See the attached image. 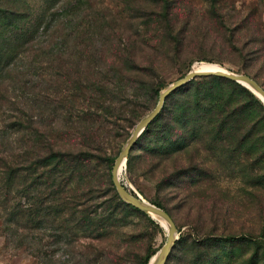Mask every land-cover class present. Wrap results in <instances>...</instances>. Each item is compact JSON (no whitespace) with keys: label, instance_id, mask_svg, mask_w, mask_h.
<instances>
[{"label":"rangeland","instance_id":"1","mask_svg":"<svg viewBox=\"0 0 264 264\" xmlns=\"http://www.w3.org/2000/svg\"><path fill=\"white\" fill-rule=\"evenodd\" d=\"M24 1L32 17H36L46 0ZM52 8L57 13L58 27L50 35H54V42L61 43L59 46L67 43L70 47L66 55H58L54 62L55 68L57 64L63 67L55 70L61 79L56 86L58 89H54L56 96L51 98L63 99L64 105L70 97L80 96L75 90L65 91L71 83L75 86L78 82L76 88H79L86 80L93 82L117 75L130 77L131 94L139 87L138 83L164 90L185 76L196 63L218 65L229 72L246 75L264 90V0H57ZM73 11L78 12L77 16L72 14ZM78 26H81L80 30ZM77 28L83 35L80 39L73 36L62 41L63 31ZM48 38L52 39L48 35L45 44L50 41ZM128 57L137 71H126L122 67L119 59ZM42 66L46 68L45 64ZM40 72L38 87L30 90L26 99L51 93L45 81L58 74L55 72L50 78L46 70ZM34 73L30 72L32 76ZM199 83L191 84L192 92L201 86ZM183 96L176 94L170 106L176 107L175 102ZM139 97L137 117L130 123L104 114L99 106L90 108L87 102L79 99L72 102L73 111L66 114L62 109L53 110L51 119L47 117L48 105L26 111L37 126L45 129L48 139L64 149H75L73 143H79V134L70 129L71 125L78 122L76 115L81 109L89 108L94 127L104 128L97 137L108 161L98 163L99 167H95V162L91 163L90 174L77 187L105 190L109 161L113 168V161L135 125L157 105L155 95L147 97L141 92ZM107 105L106 101L104 106ZM117 106L113 104L110 112ZM80 124L85 126L87 123ZM8 134L7 140L0 138V155L7 151L15 157L21 153V140L18 133L9 131ZM157 142L156 136L143 137L130 155V165L126 161L119 179L132 195L159 205L158 208L166 211L174 221L177 241L167 257L168 264H203L195 245L200 235L246 237L264 246L261 229L264 225V192L246 186L230 158L205 152L198 156L195 147L162 158L154 156L153 148ZM16 195L14 190L11 191L10 197ZM105 199L94 202L98 206L95 204L93 210L99 215L110 212L109 206L103 204ZM139 212L119 213L113 223L108 222L103 230L93 232L95 241L92 243L105 250L96 252L97 257H102L98 263L104 264L103 261L111 259L121 264H148L161 250L167 238L165 227L159 219ZM2 217L0 208V264H59L70 260L64 247L51 245L49 231L15 232L11 228L8 233L4 231ZM110 224L113 226H108ZM24 235L29 240H22L21 244L18 238ZM88 242L81 240L82 244ZM253 249L251 244L239 246L231 261L227 252L220 264H247Z\"/></svg>","mask_w":264,"mask_h":264},{"label":"trees","instance_id":"2","mask_svg":"<svg viewBox=\"0 0 264 264\" xmlns=\"http://www.w3.org/2000/svg\"><path fill=\"white\" fill-rule=\"evenodd\" d=\"M55 1L46 0L39 15L32 17L24 0H0V138L7 140L9 131H13L19 134L21 140V153L17 156L8 155L7 151L0 155L2 224L8 233L11 228L15 232L49 231L51 245L64 247L70 256V260L59 264H103L98 263L102 257H97L96 252L105 250L94 246L93 232L103 230L108 222L113 223V218L119 213H140L122 202L117 195L110 174L111 161L105 190L95 187L81 190L77 187L90 174L91 163L95 162V167H99L98 163L108 161L103 144L97 137L104 128L100 129L98 125L94 127L89 108L81 109L76 115L78 122H74L70 128L79 134V143H73L75 149H64L48 139L45 129L43 131L37 126L33 117L27 113L31 109L38 110L48 105L47 117L51 119L53 110L62 109L66 114L73 111L72 102L79 99L87 102L90 108L99 106L104 114L130 123L137 117L140 93L145 92L147 97L155 95L158 99L162 88L138 83L139 87L131 94L128 83L130 77L116 75L108 79H94L93 82L86 80L79 88H76L78 82L75 86L71 83L65 91L75 90L80 96L70 97L66 105L63 99L59 101L51 98L56 96L54 89H58L56 86L61 79L55 70L63 67L57 64L55 68V59L58 55H66L70 49L67 43L59 46L61 43L54 42V35H50L58 27L55 19L57 13L52 8ZM74 11L72 14L77 16L78 12L75 14ZM167 15L164 17L167 18ZM78 28L80 30L81 26ZM78 28L70 32L63 31V35H60L62 41L66 42L73 36H77L76 40L80 39L83 35ZM48 35L52 39L48 38L50 41L45 44ZM119 60L126 71H137L129 57ZM42 64L46 68L43 69ZM43 70H46L50 78L55 72L58 74L45 81L51 93L41 98L35 96L34 99H26L30 90L38 87L40 71ZM32 71L35 72L33 76L30 74ZM118 77L121 79L118 80ZM195 81L200 82L201 86L192 92L189 87ZM178 93L184 96L175 102L176 107L170 106V101ZM106 101L108 105L104 106ZM113 104L118 106L114 112H110ZM80 123L87 124L81 126ZM145 136L158 137L153 148L154 156L169 158L195 147L198 156L200 152H205L219 153L220 158H230L239 170L242 182L254 191L264 192V105L238 83L209 76L192 80L173 92L166 99L160 114L130 151L128 165L132 151ZM13 190L18 196L10 197ZM103 198H106L103 204L109 206L110 212L99 215L93 210L97 205L94 202ZM261 229L264 240V225ZM82 239L89 242L82 244ZM22 240L29 238L25 235L18 238L21 244ZM252 241L246 237L207 234L200 235L195 245L203 264H220L223 254L227 252L231 261L234 250L245 244L254 247L247 264L264 263V246L257 240L254 243ZM260 255L263 257L260 258ZM103 262L121 264L111 259Z\"/></svg>","mask_w":264,"mask_h":264},{"label":"water","instance_id":"3","mask_svg":"<svg viewBox=\"0 0 264 264\" xmlns=\"http://www.w3.org/2000/svg\"><path fill=\"white\" fill-rule=\"evenodd\" d=\"M216 76L219 78H224L229 81L238 83L243 87L247 88L251 93H253L264 105V90L262 87L253 79L246 75L236 74L229 72L228 70H219V71H208V72H195L190 70L183 78L177 80L176 82L170 84L164 90L159 93V98L155 108L144 118H142L133 128L130 138L120 151L117 156L115 163L111 171V179L113 186L117 192L119 198L126 204L131 205L135 209L149 215L150 217L157 216L164 220L169 229L167 231L166 242L161 248V250L149 261L148 264H165L167 257L172 250L174 243L177 241L176 238V226L171 217L164 210L152 205L151 203L143 200L140 196L132 195L124 186L119 179V175L122 172L119 171L121 165L125 167L127 158L130 151L136 144L139 137L144 133L146 128L154 121V119L162 111L163 105L166 99L176 90L188 84L192 80L202 77Z\"/></svg>","mask_w":264,"mask_h":264},{"label":"bare ground","instance_id":"4","mask_svg":"<svg viewBox=\"0 0 264 264\" xmlns=\"http://www.w3.org/2000/svg\"><path fill=\"white\" fill-rule=\"evenodd\" d=\"M191 70L195 71V72H208V71L215 72V71L226 70V69H223L222 67H220L218 65H211V64H206V63H196L193 65ZM123 168H124V166L121 165L119 168V171L120 170L122 171ZM153 217L157 218V220L159 219L161 224L165 227L166 231H168L169 226L164 220H162L161 218H159L157 216H153Z\"/></svg>","mask_w":264,"mask_h":264}]
</instances>
